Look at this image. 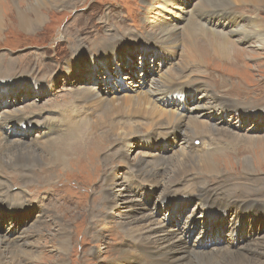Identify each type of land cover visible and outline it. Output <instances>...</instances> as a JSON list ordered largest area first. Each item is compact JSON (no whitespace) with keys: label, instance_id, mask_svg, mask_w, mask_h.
Instances as JSON below:
<instances>
[{"label":"rangeland","instance_id":"rangeland-1","mask_svg":"<svg viewBox=\"0 0 264 264\" xmlns=\"http://www.w3.org/2000/svg\"><path fill=\"white\" fill-rule=\"evenodd\" d=\"M153 1L75 0L71 6L68 4L67 7L50 8L44 14V21L36 27H34V24L31 25L28 30L11 26L10 20L11 22L15 20L13 16L5 18V29L0 31V60L2 61L0 79L4 80L6 74L14 78L8 81H0V119L4 111H6L4 114L9 113L13 116L29 111L36 113L38 122H34L29 128H20L18 125L10 129L5 128V131H3L4 136H8L13 141L32 144L35 140L44 141L45 139L42 140V138L49 135V128L54 127L57 130L52 134L51 149H49L50 156L52 152L61 156V153H56L60 147L70 148L69 145H76L77 142L80 143L84 151L81 156L68 157L69 160L63 158L64 163H67V165L62 163L59 166H48L47 163H44L43 165L46 164L48 169H54L50 173L45 172L48 174L46 177H35L32 174L33 179L31 178L27 183L30 188L36 190L58 187L59 189L52 193L54 195L45 194L38 198H31L32 200L25 204L26 207L24 206L21 215L12 214V217H8V213L0 214V237L6 236V238L0 239L12 240V237L16 235L12 232L15 231L17 234L27 237L31 234L34 235L31 241L27 237H24V239L32 245L29 252L40 259L38 264H141L140 262H129L125 257L128 251L141 253L130 243L131 239L126 234V228H130L128 224L131 225V222L135 226L152 224L153 228L158 231L176 230L182 233L189 221L204 215L205 210L200 206V200L196 197L190 204L187 201L179 200L177 207L173 209L171 204L169 206L159 204L163 193H168L173 189L164 191L163 187L152 186L148 191L144 190V187L149 183H144L143 178L139 181L144 183L141 185L142 189L132 188L133 185L130 184L133 182V176H135V173L131 171L132 163L140 158L150 159L154 155L161 154L164 159H168V165L172 163L171 166H173L179 160H186L184 155L181 157L179 150L181 151L183 148V152L189 151L190 153L194 147L195 156L190 155L187 157L188 159L191 157L192 161L188 162V169L191 171L188 179L191 180L192 175L195 174L193 177L195 183L186 181L188 183L186 185L184 182V185L178 190L179 194L186 191L191 192L199 186L202 187L205 181L217 184L222 177L224 183L228 184L226 189H229L228 193L224 190L223 195L233 193L245 195L247 192L242 185L250 187L252 184V188H250L253 191L256 188L259 189V196L255 197L264 200V196L261 195L264 194V119H249L244 117L245 114L241 111L237 113L235 110H229L224 115L201 116L206 113L201 110L200 116L208 125H216L224 132L237 133L235 136L254 137L258 141L249 143L245 141L246 139L241 141L237 137L234 139L235 141H229L228 139L233 138L226 137V139L223 136L210 133L212 137L208 138L205 143L197 139L190 142V144L187 142V144L181 132L182 135L180 134L175 141H172L169 148L164 147L165 142L174 138H162L157 141L159 136L152 137V141L156 143L154 149H152L149 145L150 142H147L149 137L154 135L152 134V128L144 127V123H149V121H145L141 117L143 115L141 108H139L140 112H134L131 108H128V104L126 105V100L136 101L137 97L144 96V92L149 89H151L150 92H153V80H161L162 77L171 74L173 67H179L180 70L185 68L186 75L192 74V70L184 65L185 60L181 59L183 52L189 48L184 40H179L176 46L171 45L174 47L173 51L176 52L175 57L156 56L152 50H147L146 47L139 50L129 49L128 58L125 57L123 61H120V67L124 75H129L126 80L127 87L117 81L115 66L112 67L113 73L104 72L102 69L94 73L85 64L77 67L75 73H68L69 68L73 67L71 63H75L74 60L79 54L74 48L82 49L83 46L95 47L104 44L107 40L103 41V39H109L110 37L111 26L121 32H125L124 26H126L132 29L134 33L138 32L139 37H147L146 34L149 32L159 34L160 30L157 25L161 19L158 17L159 11L153 9V7L159 6L154 5L151 8L150 5ZM216 2L217 0H214V3H207V0H203L201 11L215 8L213 5ZM5 3L11 5L10 0H6ZM245 5L246 3H240L236 7L233 6L234 13L247 19H253L259 15L264 21L263 3L253 4V7ZM228 6L222 5L221 8H227ZM250 6L252 5L250 4ZM243 9L245 10L242 11ZM178 14L180 15V13ZM79 17L84 21L83 25L90 23L92 26L88 28L76 26V19ZM105 17L109 18L103 19ZM167 17L169 20H174L170 19V16ZM65 33L70 35L71 41L64 38ZM241 37L244 36L231 35L229 39L230 42H234ZM112 38L109 41L115 39ZM135 38L136 36L133 33H128L122 42L132 44L136 42ZM72 40L74 41L72 42ZM73 44L76 46L74 47ZM249 46H251L250 42L237 43L239 49L254 52L253 49L248 48ZM221 47L223 49L220 56L214 55V51L210 50L211 48L208 52L205 49L199 50L201 62L203 63L200 71L209 77L203 79L200 76L194 77V74H192L191 79H185L186 83L211 87L218 94L229 98L234 103L238 102L239 98L228 94V91L233 89L248 91L253 102L263 99L264 49H257L254 57L249 53H244L241 57L243 64L234 59L236 52L232 47L227 46L224 48L223 45ZM2 58H7L6 65ZM231 61L240 65L238 68L241 70L236 71L229 69L232 68L231 66H225V62L229 63ZM24 73L30 74L23 76ZM223 83L225 88L218 90L217 88L221 87ZM138 85H142L139 89V95H132L131 89L128 87L137 89ZM78 88H86V90L80 89L78 91ZM89 91L96 93L97 96H92L93 98L85 97ZM132 96H135V99ZM206 101L204 100V102ZM132 105L133 103L130 104V106ZM111 108L115 109L114 115L108 112ZM163 117V121H159V123H165L164 120L167 115L165 114ZM67 118H70V129L64 126ZM185 123H187V120ZM180 127L185 128V125L182 124ZM180 127L176 129L179 130ZM121 131H123L122 134H119ZM187 132H185V135L188 134ZM90 139L93 141L87 142ZM209 142L214 143V146L208 148ZM90 151L92 153L88 156ZM115 152L118 153L117 159L113 160V156L104 158L105 154L108 156V154ZM206 154H210L209 157L215 162L217 168L219 167V174L214 176L197 169L193 170L194 158L195 160L197 158L201 159L206 157ZM254 157L256 158L254 159ZM224 160H230V162L225 164ZM219 161L222 162L219 163ZM33 165L39 167L36 164ZM43 165H40V167ZM80 166L82 167L80 168ZM40 172L42 171L38 168L34 173L38 174ZM12 175L11 170L5 167L0 168V181L6 182L8 185L10 183L11 186L15 185L16 187L12 188L15 195L23 196L22 199L25 202L29 193L27 195L21 185L18 186V184L11 182L10 177L12 178ZM245 175L247 177H244ZM52 177L56 178L55 182H53L54 179L51 180L53 183H47L43 180H49ZM141 177L145 176H139V178ZM21 180L25 181L24 179ZM114 181H116V184L113 193L115 191L117 193L121 187L129 188L135 191L134 201L129 203L126 196V198H120L119 201L117 200L119 206L114 208L111 212L113 214H109L107 210L109 190L107 189ZM42 182L47 184L42 185ZM35 185L38 186L35 187ZM85 189L89 190L86 191ZM24 194L27 195L25 198ZM58 199L60 200L57 202ZM263 200L250 203L257 202L260 205V208L255 210L260 214L264 212V208H262ZM139 203L142 204L141 206L144 209L146 208L144 213L150 214L146 215L141 210H132V206L136 207ZM229 212H231L230 216L233 213L236 215L234 210ZM141 213L146 218L138 223L136 215ZM91 216L100 221L97 224L91 222ZM229 219L231 218H221V223L222 220L224 222L219 226L226 228ZM237 219L240 220V223L237 222L239 225L236 226L240 227L239 233H241L238 237L239 246L246 248L247 244L259 241L257 245L261 244L264 247V220L254 214L244 215L243 213L238 214ZM59 222L64 223L69 230L65 237L68 240L67 246L69 248L66 255L63 251H58L60 243L57 240L58 237L60 238V234H58L57 226H60ZM214 223L216 224V222ZM89 225H91V228L88 227ZM216 226L218 227L217 224ZM119 233H122V241L124 242L118 244L117 234ZM201 233L200 226L193 230L189 235L190 243L188 245L199 246L198 244L204 240V237L200 236ZM220 237L229 241L227 228L220 234L212 235V239H219ZM216 242L218 241L216 240ZM212 244L215 245V242L213 241ZM202 245L204 244L202 243ZM218 245L220 247L225 246L223 242ZM234 247L236 248V246ZM204 248L206 249L205 246ZM95 249L99 250L98 253L95 252ZM29 252L27 251L28 254H30ZM262 252L261 256L252 254V260L257 261L258 264L264 263V249ZM18 256L19 264H27V262L22 261V258L18 259ZM150 256L159 260L156 255L150 254ZM221 262L225 263V260ZM0 264H2L1 261ZM4 264H6V261ZM28 264L31 263L28 262Z\"/></svg>","mask_w":264,"mask_h":264},{"label":"bare ground","instance_id":"bare-ground-1","mask_svg":"<svg viewBox=\"0 0 264 264\" xmlns=\"http://www.w3.org/2000/svg\"><path fill=\"white\" fill-rule=\"evenodd\" d=\"M5 1L6 0H0V31L5 29V18L7 17L13 16L15 19L13 22H11L9 18L11 26H17V28L22 30H28L30 29L31 25L34 24V27H36L37 25L42 23L44 21L45 12L50 8L67 7L68 4H70L71 6L72 2L75 0H10L11 5H7ZM202 1L203 0H154L150 6L151 8L154 5L159 6L156 8L153 7L154 11H159L158 17L159 19H161L159 20V24L157 25L160 30L159 34L149 32L146 34L147 37H139L138 35L140 34H138V32L134 33L132 29L126 26H124L125 32H121L120 30L111 26L109 39L111 37L115 39L112 38L113 40L111 41H109V39H103V41H107L104 44L100 42V44L102 45H97L95 47H84L83 44H81L83 46L82 49L74 48L78 51L79 54L74 60L75 63H71L73 67L69 68L68 73H75L77 67H80L84 64L90 67L94 73L101 69L104 70V72L113 73L112 67L115 66L114 70L116 72L117 81L124 87H127L126 80L128 79L127 77L129 75H124L123 70L120 67V61H123L125 57L128 58L129 49L139 50L146 47L147 50H152L156 56L161 55L162 57L166 58L169 56L175 57L176 52L173 51L174 47L171 45L176 46V43H178L179 40H184L186 45L189 47L181 55V59L185 60L184 65L186 66V68H189V70H192V74H194V77L200 76L203 79H208L209 76L202 74V72L200 71L203 64L201 62V54L199 52L200 49H205V51L208 52L211 48L210 50L214 51V55L220 56L223 49L221 45H223L224 48L230 46L233 48V50H235L236 57L234 59H236L239 63H243L241 57L244 53H249L252 55V57H254L256 55L257 49H264V21L260 18V16L258 15L253 19H247L242 16H237L233 11V6L236 7L237 4L246 3L245 6L253 7L256 3L264 4V0H217L216 4L213 5V7L215 8H210L211 10L206 11H201V9L203 8ZM207 3H214V0H207ZM250 4L252 6H250ZM222 5L229 6L227 8H221ZM239 6L242 7L241 5ZM244 10L245 9H243L242 11ZM177 12L180 13V15ZM167 16H170V19L174 20H169ZM107 18L109 17H105L103 19ZM169 21L171 22V24ZM83 22L84 21L82 20V18L79 17L76 19L75 25L83 26L86 28L92 26L90 23L83 25ZM133 22L135 23V21ZM78 31L80 30L78 29ZM128 33H133L136 36L135 43L131 44L130 42H122V40L128 35ZM64 35V38L68 40L71 39L68 33H65ZM231 35L244 37H241L238 41L230 42L229 38L231 37ZM74 40H72V42ZM239 42H250L251 46H249L248 48L253 49L254 52H248L245 49H239L237 47V43ZM75 46L76 45H74V47ZM2 59L4 60V63L6 65L7 58ZM1 64L2 61L0 60V65ZM225 66H231L232 68L229 69L232 70H241L238 68L240 67V65L234 64L233 61L229 63L225 62ZM0 69H2V67H0ZM184 69L180 70L179 67H173V71L171 74H169V72V75L162 77L161 80H153V92H150L151 89H149L144 92V96L137 97L136 101L126 100V105L128 104L130 106V104L133 103V105L130 107L128 106V108H131L134 112H140L139 108H141V112H143V115L141 117L144 118L145 121H149V123H144V127H147L148 129L152 128V134L154 135L150 136L149 140L147 141L150 142L149 145L152 149H154V145L156 144L152 141V137L159 136L157 141L161 140L162 138H174L173 140L165 142L164 147L169 148V144L172 143V141H175L181 134V132L184 136L183 139L186 143L189 142V144L190 142H194L197 139L205 143V141H208V138L212 137L210 136V133H214L225 138H233L228 139L229 141H233L234 139H236V137L241 139V141L246 139L245 141H248L249 143L258 141L254 139V137H247L243 135L235 136L237 135V133H233L230 131L224 132V130H220L218 127H216V125H208L201 118V116L212 117V115L214 114L224 115L229 110H235L237 113H240L241 111L245 114L244 117H247L249 119H264V98L259 100L258 102L256 100L253 102L251 101L252 98H250V94L248 91L233 89L231 91H228V94L232 97L239 98L238 102L234 103L229 98L218 94L211 87L202 84H187L185 79H191L190 77L192 76V74L186 75V70ZM29 74L24 73L23 76H27ZM4 77V80L0 79V81H8L14 78L7 74L4 75ZM141 86L142 85H138L137 89H132L130 87L128 88L131 89L130 91L132 95H139V89H141ZM223 88H225L224 83L217 89L222 90ZM80 89L86 90V88H78V91ZM82 95L84 96V94ZM92 96H97V94L89 91V93L85 95V97ZM133 98L135 99V96ZM204 100L207 101L204 102ZM114 110V108H111L108 112L114 115ZM201 110L205 111L206 113H203V115L200 116ZM5 112L6 111L2 112L3 115L0 119V168L5 167L11 170L14 175H12V178L10 177L11 182L14 184H18V186L21 185L27 195L29 193L27 199L24 202L22 199L23 196L21 197L20 195H15L12 189L13 187H16L15 185L11 186V184L9 183V186L6 182L0 181V214L8 213L7 216L12 217V214L21 215L25 204L29 203L33 198H38L41 195L43 196L45 194L54 195L52 193L59 189L58 187H50V189L42 188L36 190L30 188V185H27V183L32 178V174L35 177H46L48 175L47 173H50L54 169H48L46 164L43 165L44 163H47L48 166H59L62 163L64 165H67V163H64L63 158L69 160L68 157L81 156L84 151L80 143H78L77 140L74 139L77 142L76 145H69L70 148L60 147L56 151V153H61V156L59 154H54L53 152L50 156L49 149H51L52 134L57 130H55L54 127L49 128L50 133L48 136H44L42 138V140L45 139L42 142L41 140H35V142L31 144L22 141L17 142L10 140L8 136H4L3 131H5V128L10 129L11 127L16 125H18L20 128H29L34 122H38V120H36L35 112L27 111L17 116L9 115V113L4 114ZM165 114L167 115V118L164 120L165 123H159V121H163L162 117ZM186 120L187 123H185ZM138 122L141 123L140 121ZM182 124L183 126L185 125V128L180 127ZM64 126L70 129V118H67V121L64 122ZM177 127H180L179 130L176 129ZM122 132L123 131L119 132V134H122ZM185 132H187L188 134L185 135ZM91 141L93 140L90 139L87 142ZM212 146H214V143L209 142L208 148H211ZM182 149L181 151L179 150L180 155L181 157L184 155V158H186V160H179L177 161L176 165L174 164L173 166H171L172 163L168 165V159H164V156H162L161 154L154 155V157L150 159L140 158L139 160L133 162L131 171L132 173H135V176H133L134 179L130 185H133L132 188H136L139 190L142 189L141 185H143L144 183H149L146 185V187H144V190L147 191L152 186L163 187L164 191L173 189L168 193H163L159 201V204H165L164 206H169L171 204V207L173 209L177 207V203L179 200L187 201V203L190 204L196 197L200 200V206L205 210L204 215L200 218H193L191 221H189L182 233H179L176 230H169V232L164 230L158 231L153 228L152 224H141L135 226V224L131 222V225L128 224L130 228H126V234L128 237H130V243L133 244L132 246L136 248V250H139L141 253H133L128 251L125 257L129 262H140L141 264H258L257 261L252 260V254L261 256L264 247L261 244L257 245L259 243L258 241L257 243L254 242L247 244L246 248H241L238 242V237L241 234L239 233L240 227H237L236 225H239L237 224V222L240 223V220H238L237 218L238 214L241 213H243L244 215L254 214L256 217L264 220V212L260 214L255 211L257 208H260V205L257 202L254 204H250L251 202L263 200L255 197L259 196V189L256 188V190L253 191L251 189L252 184L250 185L251 188L249 186L242 185L245 187L244 190L247 192L245 195L238 193L223 195L224 190H226L228 193L229 189H226L228 187V184H225L224 179H222L221 177L220 182H218L217 184H212L208 183L209 181H205L203 184L201 183L203 185L202 187L199 186L191 192L186 191L182 194H179L178 190L182 185H184V182L186 183V185L188 184L186 181H190L191 183L193 181L195 183L193 179L195 174L192 175L191 180L188 179L191 172L189 171L190 169H188L189 163L192 161L191 157H189V159L187 157L190 155L195 156V153L193 152L195 151L194 147L193 151H190V153L189 151H184V153ZM91 153L92 151L88 153V156H90ZM117 154V152L108 154V156L107 154H105L104 158L113 156V160H115L118 158ZM205 156L206 157H202L201 159L197 158L196 160L194 158L192 163V165H194L193 170L197 169L205 174L214 176L216 174H219V167L217 168L215 162H213L212 158L209 157L210 154H206ZM255 158L256 157H254V159ZM230 160H224L223 162L227 164L230 162ZM221 162L219 161V163ZM33 164H36L39 167H36ZM40 165L43 166L40 167ZM82 166H80V168ZM54 167L56 168V166ZM38 168H40L42 172L35 174L34 172ZM139 176L145 177L139 178ZM244 177L247 176L245 175ZM142 178L144 180V183L139 182ZM21 179H24L25 181H22ZM52 179H54L53 182H55L56 178L54 177L50 178L49 180H43L47 181V183H53L51 182ZM41 184L46 185L43 182ZM115 184L116 181H114L113 184L107 189L109 190V196L107 197V210L109 211V214H113L111 212H113L115 207L119 206L117 202L120 198L127 197L129 203H132L134 201L133 199L135 191H132L129 188L127 189L121 187L118 189L117 193L116 191L115 193H113ZM37 186L38 185H35V187ZM85 190L88 191L89 189ZM27 195L24 194V198ZM261 195L264 196V194ZM59 200L60 199L56 201L58 202ZM262 202H264V200ZM141 205L142 204L139 203V205H136V207L132 206V210H141L144 213L146 208L144 209ZM262 208H264V204ZM231 209L236 212V215H234L233 213L230 216L231 212L229 211H233ZM144 214L147 215L150 213L146 212ZM136 216L138 219L136 221L138 223L146 218V216L142 215V213ZM221 218H231L226 224L229 241L224 240L223 237H220L219 239H212L213 234L217 235L220 234L223 230H226V228L219 226L224 222L222 220L221 223ZM8 220H10V218H8ZM99 221L100 220H98L97 218L91 216V222L97 224ZM214 222H216L218 227ZM199 226L202 229V233L200 236L204 237V240L198 244L199 246L188 245L190 243L189 235ZM57 227L58 234H60V238L58 237L57 240L60 243L58 251H63L66 255L69 252V248L67 246L68 240H66L65 237L69 230L64 223H60V226ZM88 227L91 228V225H89ZM163 228L166 229L165 226H163ZM12 233L16 234L12 237V240L0 239L1 263L4 264L6 261V264H19L20 261L17 260V256L19 255L18 259L22 258V261L27 262V264L28 262L31 264H38V261H40V259L34 257L29 252V248L32 245L28 244V240L24 239V237L26 238L27 236L19 235L16 231ZM121 234L122 233L117 234L118 244L124 242L122 241ZM33 237L34 235L31 234L27 237V239L31 241ZM0 238H6V236ZM216 240L218 242H216ZM213 241L215 242V245L212 244ZM222 242L225 246L220 247L218 244H222ZM202 243L204 245H202ZM204 246L206 247V249L204 248ZM234 246H236V248ZM23 247H25L26 249ZM26 250L30 254H28ZM98 251L99 250L95 249L96 253H98ZM150 254L156 255L159 260L150 256ZM223 260H225V263L221 262Z\"/></svg>","mask_w":264,"mask_h":264}]
</instances>
